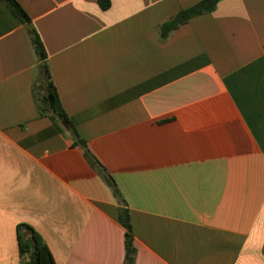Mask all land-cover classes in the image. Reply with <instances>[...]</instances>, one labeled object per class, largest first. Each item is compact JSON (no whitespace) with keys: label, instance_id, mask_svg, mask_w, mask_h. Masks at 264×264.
Here are the masks:
<instances>
[{"label":"crops","instance_id":"0c3cea01","mask_svg":"<svg viewBox=\"0 0 264 264\" xmlns=\"http://www.w3.org/2000/svg\"><path fill=\"white\" fill-rule=\"evenodd\" d=\"M17 1L126 200L136 264H264V0H220L167 38L201 0ZM41 64L0 2V264H20V224L57 264H123L120 204L42 111Z\"/></svg>","mask_w":264,"mask_h":264},{"label":"trees","instance_id":"16d2710c","mask_svg":"<svg viewBox=\"0 0 264 264\" xmlns=\"http://www.w3.org/2000/svg\"><path fill=\"white\" fill-rule=\"evenodd\" d=\"M219 1L220 0H201L195 5L181 10L172 19L164 22L160 26L161 37L167 38L173 30L187 23L193 17L214 11ZM0 2L4 3L14 16L27 25L33 45L42 60L40 68L42 78L44 80L37 87L38 91L36 94L39 103L42 106V111H44V113L49 116L64 132H68L70 134L75 145H79L83 148L84 154L89 163L103 176L117 198L120 204L119 220L126 228V253L123 264H136L138 250L135 244L131 213L129 208L126 206V200L123 197L118 184L106 167L90 150L87 141L81 136L77 127L70 120V117L64 109L46 63L47 56L44 44L37 30L31 25V18L29 14L17 0H0ZM100 4L102 8L106 9L110 6V0H100ZM45 71H47V73H45ZM47 89H49V91H47ZM49 94H52L55 99L53 108L50 107L49 100L47 99ZM65 120L68 121V126L64 125ZM18 228L20 264H57L49 245L34 227L28 224H20Z\"/></svg>","mask_w":264,"mask_h":264},{"label":"water","instance_id":"95a60500","mask_svg":"<svg viewBox=\"0 0 264 264\" xmlns=\"http://www.w3.org/2000/svg\"><path fill=\"white\" fill-rule=\"evenodd\" d=\"M47 73V71H45ZM47 91H49V89H47ZM47 99L49 100V103H50V107L53 108L54 106V103H55V99H54V96L52 94H49L47 96ZM64 125L65 126H68V121H64Z\"/></svg>","mask_w":264,"mask_h":264}]
</instances>
